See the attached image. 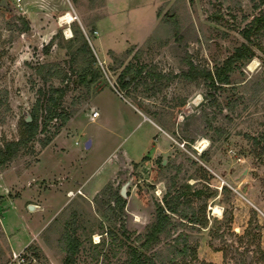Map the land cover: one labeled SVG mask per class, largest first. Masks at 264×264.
Returning <instances> with one entry per match:
<instances>
[{
  "label": "rangeland",
  "instance_id": "1",
  "mask_svg": "<svg viewBox=\"0 0 264 264\" xmlns=\"http://www.w3.org/2000/svg\"><path fill=\"white\" fill-rule=\"evenodd\" d=\"M154 1L111 0V12L121 5L132 10L116 13L104 36L117 47L127 38L146 39L109 51L103 64L96 57L98 77L85 82L86 62L81 54L72 60L79 44L75 29L91 47L105 0H73L87 30L75 19L73 37H66L61 25L41 42L23 35L30 25L14 0H8L11 8L0 4V146L21 136L25 109L37 107L42 126L51 86L67 88L58 112H89L77 114L67 128L70 134L63 132L50 146L56 150L62 142L67 154L47 149L36 168L31 166L61 132L57 116L0 169V264H23L12 256L9 233L16 251L24 252V264H122L134 249L141 251L142 264H264V25L253 23L264 12V0H163L157 10ZM73 18L69 10L59 16L61 24ZM242 43L250 46L251 57L234 61L228 83L211 82L206 72L214 73ZM48 67L59 73L44 78ZM136 70L141 72L135 75ZM124 76L130 80L125 87ZM103 86L111 90L97 101L111 105L92 119L90 98ZM129 102L159 122L169 137L143 123ZM90 133L97 145L86 149ZM205 139L207 147L198 150L196 143ZM156 144L165 149L161 154H153ZM144 146L149 150L142 156ZM61 156L72 168L81 166L92 184L119 161L122 165L118 178L93 197L74 190L63 202L54 191L38 198L36 191L54 189L61 178L29 175L52 168L61 176ZM127 157L138 161H122ZM128 177L121 208L116 198ZM186 184L188 193L180 200H188L183 203L193 207L197 221L173 214L174 221L184 223L169 226L157 242L141 247L155 220L156 202L163 204L164 196L187 189ZM194 189L203 192L197 196ZM27 203L43 209L29 210ZM179 233L187 238L186 255L176 251L184 245L175 240ZM71 247L76 249L69 259Z\"/></svg>",
  "mask_w": 264,
  "mask_h": 264
},
{
  "label": "crops",
  "instance_id": "2",
  "mask_svg": "<svg viewBox=\"0 0 264 264\" xmlns=\"http://www.w3.org/2000/svg\"><path fill=\"white\" fill-rule=\"evenodd\" d=\"M162 2H163V0L154 1L153 6H155L154 4H156V10L158 9V7L161 5ZM110 3H111V0H105V3L103 4V12L99 15V17L96 19V21L94 23L95 28H97V29L95 31L96 32L95 38H92L93 45L91 44V48H93V50L96 53V57L99 58V62L102 64H103V61L106 62L107 59L109 58V54H108L109 51L120 52V51L125 50L129 44L141 43L146 39V38L145 39L140 38L139 40H136V39H128L127 38L125 40L119 41V43L121 45L117 47V45H115V43H116L115 40L108 39V38H110L109 36L108 37L104 36L105 34H108V35L110 34L111 24H109V23H111L112 21H115L114 19H117L116 13H120L124 16V12L126 10H128V11L132 10L130 7H125V6L121 5V6H115V9H114L115 11L111 12V11H109L110 10L109 8H111ZM19 9L21 10V13L24 15V17L27 19V23L30 25V28L28 30L24 31L23 35L27 39L30 38L31 36H33L35 42L45 41V39H46L45 37L49 38L50 35L52 34V32L56 31L59 28V26H61V25H64V27H66V30L68 28H70L74 34V21H75V19H78V21H80L82 27L87 30V25L83 21V19L81 17H79L73 0H21V4H20ZM67 10H69L73 14V16L76 15V18L74 20L66 22V24L65 23L61 24L59 16ZM157 19H158V17H157ZM98 26L100 27V29L98 28ZM100 32H101V35H100ZM150 34L151 33H149L148 36ZM99 52H101V55L99 54ZM45 55H48V54H45ZM107 88L110 89L109 86L101 87L90 98V103H93L94 110L95 109L97 110L96 116H92V112L90 113L92 119H96L99 116H101L102 113H104L107 110L106 106L111 105L109 101H108L109 103H106V100L103 101V105L97 101V98L100 95H102L103 93H105V89H107ZM110 90H107V91H110ZM109 93H111V91ZM130 104L139 113H141L143 115V119H144L143 123L150 125V127L154 131L156 129L163 131L166 134V136L169 137V134L162 128V126L159 124V122H157L152 116L147 114L144 110H142L138 106H135L132 103H130ZM80 113H82V111ZM80 113H77V114H80ZM87 113H89V112H83L82 114L85 115ZM77 114H75V115L73 114L68 119V121L65 123V125L62 126L61 132L57 135V137H55L53 141H51L43 149H41V151L39 152V155H38V161H36L33 165H31V166H34L33 169H35L36 165H38L40 163V161L42 159V155H43L44 151L47 149L50 150L51 153H54V154H57V152H61V154H63V155L67 154V151H66L67 149L65 148V145L62 142H61V145L58 144V146L56 147V150L51 149L50 146L52 145V143H54L56 141V139H58L59 135L62 134L63 132L70 134V133H68L69 129H67V128L71 126V123L75 120V116L78 117ZM103 121H105V120H103ZM152 134H154V133H152ZM143 136H145V133H143ZM152 137H153L152 138L153 140H155V139L158 140L157 135L154 134V135H152ZM87 138L91 139V144L89 147H85V145H84V148L91 149L92 147L97 145V140H95L94 134L90 133ZM76 143H77V141H76ZM84 143H85V141H84ZM148 150L149 149H147V147L144 146V147H142L140 154L142 156H144L145 154H148V153H146V151H148ZM154 150H155V152L153 154H161L162 151L165 149H162V147H160L158 144H156L154 147ZM122 161H138V160H133V159L129 160V158L127 157V158H125V160H122ZM58 163L59 162L57 160L56 165ZM70 165L74 166L72 163L66 164L64 157L61 156V170H62L61 176H60V174H55V171L52 170V168L49 169L48 171H45L44 173L33 172L29 175L30 179H32L34 176L35 177L37 176L38 178L39 177L40 178L54 177V178H52L53 180L57 179V178H61V183L54 186V189H52V190L49 189L48 191H45L46 193L44 191H41V192L36 191V193H39L37 195L38 198L47 197L48 194L53 193V191H54V192L61 194L60 200H61V202H63L66 195H68V196L72 195V193H74L73 192L74 190L77 191L78 193L82 194L85 197H88V198L93 197L94 195L97 194V192L106 183H108L109 181H114L115 179L118 178V174L120 173L119 170L121 169L122 163H121V161H119V163H116L115 166L111 167L109 173L104 178L101 179L100 183H96V184L91 183V177H89V176L87 177L86 175L82 174L81 166L77 167V165H76L75 168H72ZM67 166H70L71 168L67 167ZM54 169H57V168H54ZM41 174H44V175H41ZM43 201H46V200H43ZM27 204H29V203H27ZM38 208H35V209L42 210L43 205L39 203ZM45 208L46 207L44 206V209ZM2 219H3V217H2ZM28 229H29V231H31L35 228H28ZM5 231L7 233H9V231L6 227H5ZM8 235H9V243L11 244L12 249L16 251L17 249H15V247L12 244L11 234L9 233Z\"/></svg>",
  "mask_w": 264,
  "mask_h": 264
},
{
  "label": "trees",
  "instance_id": "3",
  "mask_svg": "<svg viewBox=\"0 0 264 264\" xmlns=\"http://www.w3.org/2000/svg\"><path fill=\"white\" fill-rule=\"evenodd\" d=\"M26 23V21H25ZM253 23L257 26L264 25V12L254 18ZM28 28V25H25ZM67 34H71L72 30L68 28L66 30ZM75 33L77 36L76 41H79V44L76 46L75 50L72 51V60L76 61L77 56L81 54L82 60L86 62L85 73L81 77V80L85 82L89 77V81H93L98 77L99 70L94 66L97 59L95 54L93 53L87 39L82 36L81 31L77 28L75 29ZM74 35V34H73ZM246 37H249L248 33ZM252 55V50L247 43H242L240 46H237L233 53L228 56L224 61L222 66H218L214 73L210 70L206 72V77L211 81H218L220 83H228L229 82V71L233 69L234 61L239 59H248ZM252 62H255L253 60ZM250 64V63H249ZM56 66V64H55ZM130 66L126 67L125 71H129ZM47 72L44 73V78L51 77L57 73L58 70L53 72L50 71V67L47 68ZM141 72V70H136L135 75ZM196 74H194L195 76ZM126 76V75H125ZM125 76L121 79L122 86H126L130 80L126 79ZM193 76V77H194ZM90 83V82H88ZM66 86H51L47 91L48 95L46 98V116L44 117L43 124L40 127L38 120V108L35 107L31 110L32 120L26 121L24 118L22 120L23 130L21 131V136L18 139L7 140L3 146H0V169L5 166L8 160H11L16 156L21 146H25L36 134L39 130L45 129L51 121L53 117H59L61 119V125H64L68 119L73 115L74 110L58 112L57 109L61 104L63 96L66 94ZM40 128V129H39ZM50 141V137H47L43 142V145H46ZM207 147V146H206ZM204 150V149H203ZM174 182H172V185ZM188 187V188H187ZM190 185L186 184L185 190H180L176 192L173 196L166 197L164 196L163 204L156 202V214L155 220L149 226L146 233L143 235V240L141 242V247L148 248L152 243L157 242L159 240L160 234L169 230V226L172 225H180L184 222L182 220L174 221L172 219L173 214L179 215L183 219L190 220L191 222L197 221V216L195 214V210L190 206L189 203L185 204L183 202H187L188 200H180V197L188 193ZM194 194L200 196L203 192L202 189H194ZM117 204L122 208L125 204L123 197L120 194H117L116 198ZM182 204V205H181ZM140 237V236H139ZM175 240L179 243H183L182 248L177 249V253L180 255H186L189 253L187 250V238L186 235L182 233L176 236ZM74 246V243L72 244ZM71 247L69 251L68 258L72 259V255L75 249ZM134 249L132 252V257L128 261H124L122 264H142L141 260V251ZM70 262H68L69 264Z\"/></svg>",
  "mask_w": 264,
  "mask_h": 264
},
{
  "label": "water",
  "instance_id": "4",
  "mask_svg": "<svg viewBox=\"0 0 264 264\" xmlns=\"http://www.w3.org/2000/svg\"><path fill=\"white\" fill-rule=\"evenodd\" d=\"M0 4L11 8V5L9 4V2L7 0H0ZM24 119L26 121L32 120L31 113L28 110H26V109L24 110ZM90 144H91V139L87 138L85 140V143H84L85 147H89ZM129 183H130V177H128L127 180L121 185V188H120V195L121 196L126 197L128 195L127 194V186H128ZM28 208L30 210H33L35 208H38V205L34 204V203H29L28 204Z\"/></svg>",
  "mask_w": 264,
  "mask_h": 264
},
{
  "label": "built area",
  "instance_id": "5",
  "mask_svg": "<svg viewBox=\"0 0 264 264\" xmlns=\"http://www.w3.org/2000/svg\"><path fill=\"white\" fill-rule=\"evenodd\" d=\"M20 4H21V0H14V5L15 6H19L20 7ZM75 18H76V15H74L73 20ZM63 32H64L66 37H72L73 36V32H71L70 36H69V34H67L66 27L63 28ZM96 115H97V110H93L92 111V116H96ZM12 256H13V258L18 259L19 263H23L24 264L26 262V257L24 256V252H22V251H13L12 252ZM32 259L34 260L33 257H32Z\"/></svg>",
  "mask_w": 264,
  "mask_h": 264
},
{
  "label": "bare ground",
  "instance_id": "6",
  "mask_svg": "<svg viewBox=\"0 0 264 264\" xmlns=\"http://www.w3.org/2000/svg\"><path fill=\"white\" fill-rule=\"evenodd\" d=\"M196 99H197V98H196ZM193 103H195V102H193ZM190 104H191V103H190ZM206 146H207V140H206V139L203 140V141H198V142L196 143V147H197L198 150H203ZM215 211H216V212L219 211V210H218V206H215Z\"/></svg>",
  "mask_w": 264,
  "mask_h": 264
}]
</instances>
